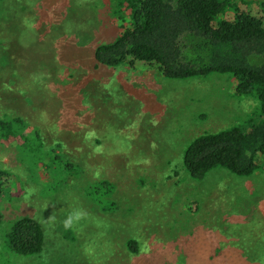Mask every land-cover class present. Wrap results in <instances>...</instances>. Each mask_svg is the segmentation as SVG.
I'll return each mask as SVG.
<instances>
[{"label": "rangeland", "instance_id": "rangeland-1", "mask_svg": "<svg viewBox=\"0 0 264 264\" xmlns=\"http://www.w3.org/2000/svg\"><path fill=\"white\" fill-rule=\"evenodd\" d=\"M232 2L264 19V0ZM121 5L0 0V121L26 122L12 140L0 134V170L10 176L0 264H221L239 260L219 252L230 239L263 232L264 156L250 178L221 169L198 181L184 166L199 136L249 130L258 103L240 97L230 75L170 80L141 62L97 69L95 49L121 33ZM66 161L85 166L83 175L65 173ZM100 180L115 188L109 211L86 193ZM23 216L45 229L40 255L9 249L6 235Z\"/></svg>", "mask_w": 264, "mask_h": 264}, {"label": "trees", "instance_id": "trees-1", "mask_svg": "<svg viewBox=\"0 0 264 264\" xmlns=\"http://www.w3.org/2000/svg\"><path fill=\"white\" fill-rule=\"evenodd\" d=\"M121 6V33L113 42L95 49L96 68L115 69L141 62L155 66L170 80L232 76L237 94L258 103V120L249 130L236 126L199 136L188 147L184 166L198 181L221 169L239 178H250L259 171L258 158L264 156V19L240 12L232 0H124ZM232 8L236 11L234 20L226 19ZM25 127L22 118L2 120L0 134L12 140L22 135ZM28 138L23 137L25 141ZM96 143L102 145L101 139ZM65 166V173L75 177L85 170V166L70 161ZM9 180V174L0 170V200ZM114 191V185L105 180L86 189L87 196L104 211H109L108 196ZM4 218L0 210V228ZM6 240L9 249L20 256L40 255L46 245L45 229L33 217L23 216L13 222ZM234 240L221 246L219 252H233L232 257L239 260H223L221 264H264V229L260 235L244 238L240 234ZM127 247L134 254L139 252L134 240Z\"/></svg>", "mask_w": 264, "mask_h": 264}, {"label": "clouds", "instance_id": "clouds-1", "mask_svg": "<svg viewBox=\"0 0 264 264\" xmlns=\"http://www.w3.org/2000/svg\"><path fill=\"white\" fill-rule=\"evenodd\" d=\"M69 223H70V221H69Z\"/></svg>", "mask_w": 264, "mask_h": 264}]
</instances>
